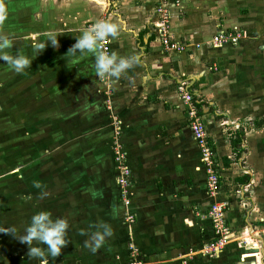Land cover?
<instances>
[{
  "label": "crops",
  "instance_id": "obj_1",
  "mask_svg": "<svg viewBox=\"0 0 264 264\" xmlns=\"http://www.w3.org/2000/svg\"><path fill=\"white\" fill-rule=\"evenodd\" d=\"M163 4L169 14V38L184 45L185 52L165 50L154 31L157 10ZM104 14L119 28L118 36L110 38L111 53L136 58L119 79L98 76L92 54H77L75 63L65 56L75 36L85 31V24ZM0 16L4 17L0 35L13 45L4 52L33 59L23 73L10 70L7 64L3 68L1 102L15 97L25 103L34 97L37 117L47 114L52 120L46 139L61 115L67 123L65 134L71 135L74 128L81 134V146L68 149L80 141L71 138L67 151L81 150L92 156L95 150L103 151L102 140L111 160L80 156L86 166L110 168L105 178L112 181L111 205L89 206L83 191L80 196L71 194L68 186L63 196L46 194L50 201L45 210L53 218L65 217L70 240L49 264H127L133 251L143 264H264V127L254 125L264 120V0H0ZM47 33L57 38L58 45L48 44L39 54L32 46L46 44ZM219 34L240 37L237 44L215 47L211 41ZM25 47H29L27 52H23ZM26 86L35 90L28 97L23 91V99L8 90ZM181 86L196 98L194 106L195 101L200 106L196 109L214 153L219 176L214 198L208 193L205 165L189 128ZM42 103L48 104L43 114ZM4 110L0 112L7 114ZM16 117L26 118L25 114ZM16 127L21 138L29 134L24 122H17ZM239 132L245 136L234 152L232 141ZM115 141L131 171L128 209L117 184ZM53 145L44 147L49 153L42 156L49 158L42 157L39 168L42 162L45 167L55 165L50 161L53 150L57 151ZM73 158L78 161L74 154ZM73 160L70 165L76 166ZM17 177L19 182L25 179L23 170L17 171ZM86 194L94 200L105 199L102 191L100 197L96 190ZM217 201L229 205L226 223L231 234L226 247L208 257L202 251L215 238L208 211ZM127 212L134 216L131 226L124 221ZM90 215L95 222L89 220ZM106 222L113 235L93 253L84 241L98 224ZM11 241L7 234L0 239V264H40L23 249H13L24 247L23 243Z\"/></svg>",
  "mask_w": 264,
  "mask_h": 264
},
{
  "label": "rangeland",
  "instance_id": "obj_2",
  "mask_svg": "<svg viewBox=\"0 0 264 264\" xmlns=\"http://www.w3.org/2000/svg\"><path fill=\"white\" fill-rule=\"evenodd\" d=\"M104 18L107 19L108 16H106V14H104L103 16L101 15L98 20ZM84 30H87V24H85ZM154 31H158L157 24L156 27L154 26ZM23 50V52H27L29 50V47H25ZM49 54H54V52L52 51ZM3 68H6V64L5 62L0 61V84L4 76H6V74H4L3 72ZM99 80L105 81L103 79ZM8 90L10 94H14V96L19 93L20 96L24 91V93L27 94L26 97H28L29 95L33 94L35 89H33V87L31 86H26L16 88L9 87ZM1 95L2 94L0 92V98ZM20 97L23 99L22 96ZM32 98L29 99L30 102L25 103H23L22 100L21 102L16 101L15 97L14 100L8 99L9 101L5 100L3 102H1L0 99V109H5L4 111L8 112V115L6 113L0 112V228L14 226L17 229V235L23 234L22 225H24L25 228L30 223L32 215L40 211H45V207L50 201L49 199H47L48 196L46 194L50 193L54 194L55 196H63V193L66 190V186L70 188L69 191H71V194H79L78 196H80L81 191H83L82 195H86L89 206L96 205V203L98 204V207L99 204L111 205L110 201H112V198L110 197L112 196V181L105 178L107 170H109L110 168L108 169V167L106 168L102 167V165L98 166L96 164L94 166L92 163L91 165L86 166V160L82 158L86 156L90 157L91 152H82L81 150H79L72 153L66 150L65 147L69 145L68 143H70L71 138L78 137L77 140L80 141L76 142L74 145L69 146L68 149H70L71 147L81 146V134L79 133L77 128H74L71 131V135L65 134V127L67 123H64L63 117L60 118L61 115H57V120L54 123L56 127L55 129L52 128L50 130L51 136L46 139V135L44 134L47 133L46 130L48 129V124H51L50 122H52L47 114H43L44 110L48 109V104L42 103L40 113L44 116L42 117L40 115L39 117H37L39 113H36L35 111L39 110V108L34 107V99ZM21 114H25L26 116L24 121L18 120L16 117L17 115ZM46 115L48 119L46 118ZM33 116H35V119L31 118ZM17 122L19 124L24 122L25 125L28 126V129H26V131H28L29 134H24V139L21 138V134L16 133ZM60 129H62V131H60ZM41 137H43V139L41 142H39L38 139ZM99 142L101 143L100 146H102L101 148H103V151L101 152L100 150H95L90 159H94L95 157H100L102 159L104 157V160H101V162L111 161L110 156L106 152L105 145H102L103 141L101 140ZM22 143H24V145ZM48 143H52L54 144L53 147H57V151L56 149L53 150V153L55 155L51 158L52 160H50L52 163L55 162L56 166L54 165L52 168L45 167V163L42 162L43 165L39 168L38 163L39 161H41L40 159L42 157L49 158L48 156H42L43 153H49L47 149L43 150L44 147H48ZM58 148H60V151H58ZM73 154L75 155V158H78V161H75L76 159L73 158ZM81 154H84L82 158L80 157ZM68 157H70L71 160L67 159ZM72 160L75 161L76 166L70 165L69 161ZM17 164L22 166H18ZM46 164L48 165V162H46ZM21 170H23L25 179H21V181L19 182L17 171L20 172ZM38 175H40V177H38ZM65 175L68 177H65ZM82 178H86V180H84L86 183H84V181L81 183ZM104 178L109 184L107 182L103 184L102 181H104ZM33 181H39L41 187H34ZM95 190L98 195L102 191L105 195V199L102 200L101 198H98V200H94L90 195L86 194ZM36 196L39 198H37ZM61 203H63V201H61ZM59 207L63 208L62 205ZM113 207L114 206H110L109 208ZM60 211L64 212V210ZM1 212L4 213L2 217ZM60 215L65 216L64 214ZM5 217H7L8 220L3 221ZM20 218L24 220V223ZM91 219H94L95 222L94 215L89 216L90 221H92ZM108 219H110L111 222V217H109ZM4 222H7V224H4ZM107 223L108 222H106V224ZM3 235L6 236V234L0 233V239ZM7 235L12 239V243L19 242V240L14 238L12 235ZM20 244L22 245V243ZM23 245L24 247L19 248H15L14 246L13 249L16 251L18 249L20 250L21 248L23 249L21 251L28 252V246L26 244ZM12 246L13 245L10 244L9 248H12Z\"/></svg>",
  "mask_w": 264,
  "mask_h": 264
},
{
  "label": "clouds",
  "instance_id": "obj_3",
  "mask_svg": "<svg viewBox=\"0 0 264 264\" xmlns=\"http://www.w3.org/2000/svg\"><path fill=\"white\" fill-rule=\"evenodd\" d=\"M3 19L4 17L0 16V20ZM118 34L119 28L116 24L98 20L89 29L75 36V43L68 48L65 56H71V62L75 63L78 58L77 54L80 56L86 53L92 54L95 60L94 69L98 76L107 75L119 79L122 73L132 67L136 58L118 57L114 51L108 54L106 51L101 50L102 43L106 38L114 39ZM46 35L48 36L46 44H33L32 46L33 50L39 54L48 44L52 46L58 45V40L53 38L52 33H47ZM12 46L9 38L0 35V61L5 62L10 70L16 73H23L25 69L31 67L33 59L21 55L19 52L14 55L4 52L5 49H9ZM34 187L40 188V182H34ZM68 229L69 224L65 218H53L52 213L45 210L32 215L30 223L25 227L23 234L17 235V229L14 226L2 227L0 228V233L10 234L18 239L20 243L26 244L29 258L38 259L40 264H49V260L54 261L60 256L62 249L70 242ZM112 235L113 230L110 225L100 223L96 226V231L84 241V247L95 253Z\"/></svg>",
  "mask_w": 264,
  "mask_h": 264
},
{
  "label": "built area",
  "instance_id": "obj_4",
  "mask_svg": "<svg viewBox=\"0 0 264 264\" xmlns=\"http://www.w3.org/2000/svg\"><path fill=\"white\" fill-rule=\"evenodd\" d=\"M175 3H178V0H175ZM159 19L157 23L158 36L160 43L167 51H176V52H185V46L179 45L170 40L169 36V14L166 10V5L163 4L158 8ZM103 21H108L106 18L100 19ZM95 22H88L87 29H89ZM240 36H234L233 34H219L215 36L211 44L213 46H223L227 43L237 44ZM102 51H106L108 54H111V45L110 38H106L102 43ZM179 93L186 107L187 116L189 119V128L192 132V135L196 142L199 145L201 151L202 161L205 165V171L207 174V188L210 197L214 198L218 196L219 189V176L215 169L213 163L214 153L211 149L208 136L206 133V128L204 122L198 114L196 107L194 106L193 96L188 93V91L181 86L179 88ZM113 158L115 167L117 170V184L121 190L120 198L121 202L125 209H128L130 206V197H129V188L131 185V171L127 165L126 154L124 153L119 142L115 141L112 145ZM229 205L226 202H215L208 211V218L211 221L214 240L204 247L202 253L205 256L213 257L216 254L220 253L227 245L229 236L231 234L230 228L226 223V214L228 212ZM125 224L131 226L134 223V216L127 212L124 216ZM127 264H143V262L137 259L136 252L133 251V258ZM184 264H190L185 262ZM252 264H262L261 262H256Z\"/></svg>",
  "mask_w": 264,
  "mask_h": 264
},
{
  "label": "trees",
  "instance_id": "obj_5",
  "mask_svg": "<svg viewBox=\"0 0 264 264\" xmlns=\"http://www.w3.org/2000/svg\"><path fill=\"white\" fill-rule=\"evenodd\" d=\"M195 99L196 98L194 97V100ZM195 106H196V108L200 109V106H199V104L196 103V101H195ZM254 125H255L256 128L260 129V128L264 127V120L257 121V122L254 123ZM244 136H245L244 132L236 133V137L232 141V147L234 149V152H236L237 149L242 145L243 140H244Z\"/></svg>",
  "mask_w": 264,
  "mask_h": 264
}]
</instances>
